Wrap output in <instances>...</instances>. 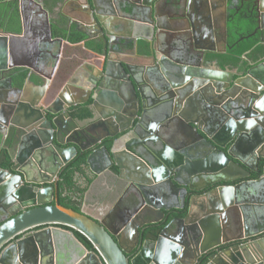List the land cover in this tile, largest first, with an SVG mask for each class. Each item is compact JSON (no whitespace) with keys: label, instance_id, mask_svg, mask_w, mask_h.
I'll return each instance as SVG.
<instances>
[{"label":"water","instance_id":"obj_1","mask_svg":"<svg viewBox=\"0 0 264 264\" xmlns=\"http://www.w3.org/2000/svg\"><path fill=\"white\" fill-rule=\"evenodd\" d=\"M25 1L45 24L33 18L29 34L21 10L20 33L0 30V148L9 158L0 169V264H264V237L250 240L264 235V56L242 57L243 68L208 60L220 55L213 13V28L187 47L170 39L182 32L177 22L193 28L180 3L168 4L175 14L164 26L154 0H128L119 19L112 0H82L90 25L80 16L70 23L87 54L61 62L53 45L67 41L52 38L40 3ZM222 16L225 52V6ZM20 68L27 75L19 88L11 72ZM88 102L89 117L72 116ZM79 151L96 177L130 173L132 191L120 200L132 220L112 226L57 204L55 185H45ZM177 204L184 215L143 241V226L160 227Z\"/></svg>","mask_w":264,"mask_h":264},{"label":"flooded vegetation","instance_id":"obj_2","mask_svg":"<svg viewBox=\"0 0 264 264\" xmlns=\"http://www.w3.org/2000/svg\"><path fill=\"white\" fill-rule=\"evenodd\" d=\"M37 3H40L42 5V8L48 13V23L50 25V30H51V34H52V38H56L53 37V32H54V28H60V29H65L67 31L70 32V29L72 27L76 26L74 24L70 23V18H76V17H81L83 20L88 21L89 18L87 17L86 14H84V12H80V9L78 10L79 4H81L82 0H35ZM146 2H151L152 0H132V2H135L137 4H139L140 6L143 4H145ZM171 1L175 2V3H180L181 4V8L183 7H188V11H187V16L190 17V22L193 26L192 31L188 30V24L186 23V19L183 20L182 22H177L176 24H173L174 28L180 29L182 32H179L177 34H173L172 36H170V39H174L176 40V42L179 43V45L182 46H187V47H191L193 44V41L195 40L196 42V37L197 39L199 38V40L202 38V34L205 33L207 34L205 31H209V27L210 29L213 28L212 24H211V18L210 15L213 13V15L215 16V20H216V34H217V40H218V44L216 46V50L220 51V54H225L229 49L232 48V43H230V36H229V31H230V27H232V25L234 26V32L235 34H237L238 36V41H244V40H248L254 36H256V34H259V39L261 44L264 43V17L262 18L261 12L260 10L263 9L264 11V0H191L188 2V0H154L153 4H155V11H156V16L157 19L159 20L160 24L168 25L167 23V19L172 17L175 13L172 12L169 9V3H171ZM76 2H79L78 4ZM128 0H112V6L116 12V15L114 16L115 19H119L120 18V14L124 13V6H126V8H128ZM74 5H76V7H74ZM53 6L51 9V12L48 11V8ZM224 6L226 8V16H227V20H226V33H227V37H226V51H223L224 48V44H223V39H224V33H223V11H224ZM83 7V6H82ZM180 8V13L179 15H184V12L181 11ZM21 10L24 11L25 17L27 19V22L29 20V18L27 16L31 15L33 16V18L37 19V24L39 23L40 26H42L43 24H45V18L44 15L39 13L37 10V7L32 6L31 4H29L28 2H26L25 0L23 2H21V0H0V18L3 22H5V24H9L11 22V19L14 17V15H17L18 19H19V23H21L20 20V15H21ZM140 10V9H139ZM214 12H216L217 14H215ZM80 13H83V16L80 15ZM204 16V17H203ZM201 17V18H200ZM15 18V17H14ZM32 18V23L30 24L32 26L34 20ZM204 18V20H203ZM236 19H240L243 22H247L251 23V25L247 26H242L240 27L239 24L235 23L237 22ZM61 24L58 26V24ZM263 28L262 31H259L258 29ZM19 29L21 31V25H19ZM205 30V31H204ZM19 31V33H20ZM87 32H91L92 30L87 29ZM237 42V41H236ZM139 43V42H138ZM79 44V43H77ZM200 44V43H199ZM58 44H54L53 45V49L55 52H58L56 50V46ZM59 46V45H58ZM208 47H211V45L208 44ZM212 55H214L213 53H207L206 58H208V60H213L214 58L212 57ZM216 55V54H215ZM82 56V55H80ZM69 57V56H68ZM66 57V58H68ZM244 59H247V54H245ZM241 57V63L245 62L243 61L244 59ZM216 60V59H215ZM12 74V73H11ZM9 77L10 74H6L5 77ZM71 138V136H70ZM78 135H72V140L73 139H77ZM107 140H111L112 139H106L105 141H103V145L106 144ZM68 146V145H67ZM106 146V145H105ZM82 153V152H78ZM77 154V155H78ZM76 155V156H77ZM87 153H86V157H87ZM74 159V158H73ZM71 162V161H70ZM69 162V163H70ZM86 162V160H85ZM263 164V163H261ZM85 174L87 178H91L93 179L91 184H89L88 186V190L86 191L85 195H84V200H83V204H82V209L84 210L85 207L88 206V208L90 209V214L91 216H93L94 218L100 220V219H106V221L108 222L109 225L112 226H116L119 224V222L121 221H126L128 219H131V216H129L128 213L124 212V206H123V201H121L120 199H122V195H124V192L126 189L129 191H132V187L130 186L129 180H130V173L126 170L122 171V177L121 178H117L114 175V172H116L115 168H112L111 171H106L105 173H103L101 176H110V177H114V184L121 182V184L123 185L122 187V192L119 194L116 202L114 203V205L112 206V209L109 210L108 212H104L102 210H99L98 207H100V204L96 203V204H92L91 202L88 200V193L91 191L93 185L97 182V180L99 179V177H96L94 175H92L85 163ZM104 176V177H105ZM252 179H256L259 178V175L256 174H252L251 175ZM101 180L103 178H100ZM58 181H55L53 179V182L49 183L48 185L45 186H52L53 184L55 185L54 187V191L56 192V184ZM131 187V188H129ZM126 190V191H127ZM210 190V189H209ZM208 191V190H207ZM92 194V193H91ZM90 194V196H91ZM127 194H130L129 192H127ZM89 196V197H90ZM90 200H92L90 198ZM89 201V202H88ZM171 204L175 205V202H170L168 205L170 206ZM181 205L177 204L176 208H172V209H168L167 211L164 212V218L161 222L158 223V225H161L160 227H156L157 225H147V226H143V235L142 236V240L146 241L148 239H151L148 237L149 234H151L153 231H156L157 234L158 232H160L164 226L169 223L172 219L174 218H179L182 217L184 214L182 212V209L180 208ZM85 211V210H84ZM86 212V211H85ZM7 218V214H0V221H4ZM156 219H158V216H155ZM132 220V219H131ZM130 220V221H131ZM141 221L140 220H135L133 223H135L136 225L139 224ZM165 222V223H164ZM153 227V228H152ZM156 229H155V228ZM147 236V237H145ZM264 237V235H260L255 237L254 239H250L251 241L257 240ZM249 239H243L240 241L239 244H246L248 242H250Z\"/></svg>","mask_w":264,"mask_h":264},{"label":"trees","instance_id":"obj_3","mask_svg":"<svg viewBox=\"0 0 264 264\" xmlns=\"http://www.w3.org/2000/svg\"><path fill=\"white\" fill-rule=\"evenodd\" d=\"M48 8V11L51 12V8ZM15 17V18H14ZM9 24H5L0 18V30L8 31L12 33H19V19L17 15H14ZM240 27L249 26L251 23L243 22L240 19H236ZM58 24V23H57ZM61 24H58V26ZM229 36L230 43H232V48L229 49L225 54L212 55L213 58L219 59L222 63L232 64L234 66L241 64L242 68L245 67V63H241V57L247 54L248 60L256 63L260 58L264 56V44H261L259 39V34L256 36L244 40L238 41V36L234 32V26L230 27ZM53 37L61 38L66 40L71 44H77L82 41H85V37L79 33L75 27L70 29V32L65 29L54 28ZM237 41V42H236ZM139 48L145 50L147 45L144 42H139ZM86 46L94 48V43L86 42ZM12 82L16 87H22L27 71L25 69H15L12 72ZM89 102L85 105L78 106L72 111V116L83 119L90 116ZM1 140V137H0ZM112 141H106V147L109 149L111 147ZM85 160L86 153H79L70 163H68L58 174V182L56 184V197L57 204L71 209L75 212H80L82 209V204L84 200V195L88 190L89 184H91V178L86 177L85 172ZM9 167V158L5 149L0 148V169H8ZM156 229V228H155ZM76 238L88 249L92 250L91 245L86 241L84 237L75 233ZM157 235L156 231H153L148 235L149 238L155 239ZM147 237V236H145Z\"/></svg>","mask_w":264,"mask_h":264},{"label":"crops","instance_id":"obj_4","mask_svg":"<svg viewBox=\"0 0 264 264\" xmlns=\"http://www.w3.org/2000/svg\"><path fill=\"white\" fill-rule=\"evenodd\" d=\"M29 18L28 20V24H29V34L31 32V23H32V18L33 16L29 15L27 16ZM84 23L89 24L90 23L86 20H83ZM57 44V43H56ZM59 45V44H58ZM56 46V50L58 51V55L60 56V60L61 62H63V60L72 55V54H87V51L85 50V46H82L81 44H71L69 42L66 43H62L59 46ZM59 60V61H60ZM126 61H128L130 64L132 65H143L144 61L140 60L139 58H133L131 57L130 59H126ZM149 83H151V80H147ZM148 86V84H146ZM144 85V87L147 89V91H150V86L149 88ZM151 93V92H149ZM124 143V141L122 142ZM105 176V175H104ZM101 176L99 177V179L97 180V182L93 185L91 191L88 193V200L91 202V205L94 203H98L100 204V207H98L99 210H102L103 213L104 212H108L109 210L112 209V206L114 205V203L116 202L119 194L122 192V187L123 185L121 184V182H118L116 184H114V177H110V176ZM100 178H103L102 180ZM92 193V194H91ZM91 194V196H90ZM90 196V197H89ZM90 198L92 200H90ZM88 201V202H89ZM86 211L87 214H90V209L87 207H85L84 209ZM256 216V215H255Z\"/></svg>","mask_w":264,"mask_h":264}]
</instances>
